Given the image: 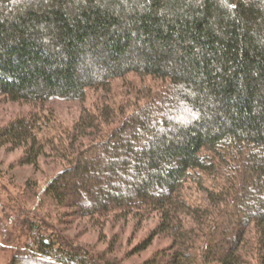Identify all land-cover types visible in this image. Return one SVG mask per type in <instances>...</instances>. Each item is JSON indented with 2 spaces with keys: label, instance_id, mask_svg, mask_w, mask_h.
Returning a JSON list of instances; mask_svg holds the SVG:
<instances>
[{
  "label": "trees",
  "instance_id": "obj_1",
  "mask_svg": "<svg viewBox=\"0 0 264 264\" xmlns=\"http://www.w3.org/2000/svg\"><path fill=\"white\" fill-rule=\"evenodd\" d=\"M130 76L137 104L83 108L66 167L23 195L75 218L157 215L150 239L171 233L177 250L148 264H242L248 233L264 247V0H0L1 97L83 104ZM46 119L0 129L19 167L45 155ZM36 222L12 224L10 264H99Z\"/></svg>",
  "mask_w": 264,
  "mask_h": 264
},
{
  "label": "rangeland",
  "instance_id": "obj_2",
  "mask_svg": "<svg viewBox=\"0 0 264 264\" xmlns=\"http://www.w3.org/2000/svg\"><path fill=\"white\" fill-rule=\"evenodd\" d=\"M135 81L130 76L115 81L108 92L91 91L83 104L64 101L13 103L0 96V129L15 119L29 118L32 114L47 118L39 135L46 153L39 159L37 168L17 165L24 149H0V264L11 262L12 253L8 249L11 245L5 238L16 235V226L12 224L28 217L37 221L41 230L39 235L59 236L68 244L88 253L99 264H148V260L160 253L172 254V251L177 250L174 247L178 239L171 233L150 239L159 223L157 215H147L145 219L128 217L120 220L112 215L75 218L71 215V209H58L49 199L41 197L37 201L28 193L23 195L28 184L37 186L34 190L40 193L46 183L66 167L61 148L69 146L68 135L72 133L83 108L91 113H95L97 108L102 110L103 99L108 95L117 106L125 104L124 108L131 110L137 104ZM188 191L187 197L193 203L202 207L210 206L194 185ZM186 224L187 228H195V231L199 229L191 220L186 219ZM259 240L255 231L246 235V242L241 249L242 264H264V247ZM146 245L147 248L143 249Z\"/></svg>",
  "mask_w": 264,
  "mask_h": 264
}]
</instances>
